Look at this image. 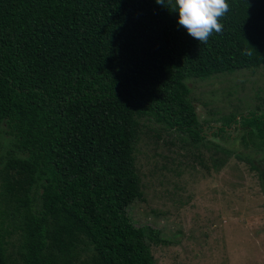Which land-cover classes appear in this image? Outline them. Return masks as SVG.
<instances>
[{
    "label": "trees",
    "instance_id": "16d2710c",
    "mask_svg": "<svg viewBox=\"0 0 264 264\" xmlns=\"http://www.w3.org/2000/svg\"><path fill=\"white\" fill-rule=\"evenodd\" d=\"M226 2L222 32L200 43L175 0H0V264H154L161 232L128 215L145 123L264 185L230 148L264 158V108L212 126L191 96L193 80L264 67V0Z\"/></svg>",
    "mask_w": 264,
    "mask_h": 264
},
{
    "label": "rangeland",
    "instance_id": "374dc122",
    "mask_svg": "<svg viewBox=\"0 0 264 264\" xmlns=\"http://www.w3.org/2000/svg\"><path fill=\"white\" fill-rule=\"evenodd\" d=\"M189 86L198 117L212 126L220 125L214 122L219 116L264 108V67L193 80ZM145 124L134 150L141 198L128 215L136 226L161 232L164 243L151 245L154 264H264V185L258 172L233 157L214 165L222 154L184 146ZM0 137L7 139L1 131ZM230 148L264 170L261 154H249L237 139ZM9 151L0 139V172ZM7 241L16 261L19 233Z\"/></svg>",
    "mask_w": 264,
    "mask_h": 264
},
{
    "label": "clouds",
    "instance_id": "9594fccd",
    "mask_svg": "<svg viewBox=\"0 0 264 264\" xmlns=\"http://www.w3.org/2000/svg\"><path fill=\"white\" fill-rule=\"evenodd\" d=\"M164 4L165 0H156ZM172 10L179 13V24L200 43L206 42L213 32L220 33V18L229 11L226 0H175Z\"/></svg>",
    "mask_w": 264,
    "mask_h": 264
}]
</instances>
